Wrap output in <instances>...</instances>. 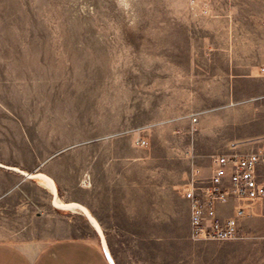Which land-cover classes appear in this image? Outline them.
Masks as SVG:
<instances>
[{
  "label": "rangeland",
  "instance_id": "obj_1",
  "mask_svg": "<svg viewBox=\"0 0 264 264\" xmlns=\"http://www.w3.org/2000/svg\"><path fill=\"white\" fill-rule=\"evenodd\" d=\"M262 8L260 0H0V160L10 165H0V242L34 249L95 237L80 212L54 205L45 178L19 169L52 176L62 200L80 201L82 187L120 162L113 172L137 191L139 216L153 212L155 233L111 238L114 252L147 238L137 248L155 249L158 262L263 264L260 239L244 229L249 237L238 240L187 238L183 193L194 166L208 173L207 153L263 126L264 94L233 95L236 74L264 75L233 67L264 54Z\"/></svg>",
  "mask_w": 264,
  "mask_h": 264
},
{
  "label": "crops",
  "instance_id": "obj_2",
  "mask_svg": "<svg viewBox=\"0 0 264 264\" xmlns=\"http://www.w3.org/2000/svg\"><path fill=\"white\" fill-rule=\"evenodd\" d=\"M260 3H264V0H260ZM260 21L261 27L259 30L261 36H264V8H262L261 11ZM261 50L264 52V43L261 45ZM245 63L247 62H243L239 59L236 60L234 58L233 67L263 69L264 54L262 57H259L258 62H253L251 59H248L247 66L244 65ZM236 75L237 76H235L233 80V95L236 96V100L243 101L250 96L264 94V75L258 74L257 76H254V74L250 72L245 74L238 73ZM253 79L257 81L256 88L253 87ZM247 81H250L249 88L244 86ZM255 137H264V122L263 126L260 127L256 122L250 127L247 126L244 133L236 132L233 136V139L236 140H234L233 143L237 144L236 148L243 151L264 148V139H257L251 143L247 141ZM246 138L247 140H244ZM232 144L223 147L222 152L233 151ZM218 153L219 152L213 151L207 153L206 156H209L211 161L210 155ZM118 163H108V168L112 170V173L104 174L102 177L103 179L96 176L92 186L82 187L80 201L62 200L59 197L57 183L51 176L55 189H51L52 192L54 191L53 202L55 200H61L65 203H79L81 207L76 206L74 209L71 207H64V209H68L71 212H80L90 224V228L92 227V233L95 234V237L66 236L55 239L54 241L47 243L45 246L34 249H26L19 245L2 241L0 242V264H179L171 260L158 262L156 260L155 249L150 250L149 247L148 249L147 247L137 248L142 242L143 244H146L147 238L139 239L137 247L135 248L134 245L129 251L121 250L114 252V250H112L111 238L131 237L135 239L136 237L148 236L155 233L153 221L155 217L153 212H149L148 215L145 211L139 216L136 203L137 191L134 190L131 194L130 189H128L129 184H123L126 180L128 182L125 174L118 173L117 171L113 172V169H118ZM0 164L8 167L10 166L1 160ZM97 165V162H91L90 169H95ZM126 165H128V162ZM19 170L21 174L25 176H28L27 174H31V177L37 175L32 171L27 172L22 169ZM98 178L104 180V182L100 183ZM120 182L123 183L120 184ZM141 194H143V196L146 195L142 190L140 192V195ZM184 199L189 208L186 237L194 242H208L203 239H192L190 204L186 198ZM261 209H263L262 214L243 218L241 220V228L252 236L249 240L260 239V244L262 245L260 256L263 259L264 264V207ZM166 217L170 218L169 211L166 214ZM149 218L152 220H150V226L149 222H146V224L144 223L145 220L148 221ZM162 218H164L163 213ZM140 219L143 221L141 224ZM162 226L163 229H165L166 226V231L171 233L170 222H167L166 225L163 223ZM102 238H104L105 241ZM97 239H100V241ZM114 245H118V243L115 241ZM117 249L121 248L118 246Z\"/></svg>",
  "mask_w": 264,
  "mask_h": 264
},
{
  "label": "built area",
  "instance_id": "obj_3",
  "mask_svg": "<svg viewBox=\"0 0 264 264\" xmlns=\"http://www.w3.org/2000/svg\"><path fill=\"white\" fill-rule=\"evenodd\" d=\"M264 99V95L261 97ZM146 144V139H140ZM211 154L208 173L194 166L184 187L192 239L238 240L249 236L241 220L263 213L264 148Z\"/></svg>",
  "mask_w": 264,
  "mask_h": 264
},
{
  "label": "bare ground",
  "instance_id": "obj_4",
  "mask_svg": "<svg viewBox=\"0 0 264 264\" xmlns=\"http://www.w3.org/2000/svg\"><path fill=\"white\" fill-rule=\"evenodd\" d=\"M38 176H40V177H43V178H45V182H46V185L48 186V188L51 190H55L54 189V183H53V180H52V178L50 177V176H47L46 174L44 175V174H42V173H38L37 174ZM53 193H54V191H53ZM54 204L56 205V206H58V207H71L72 209H74L76 206H79V207H81V205L79 204V203H65V202H62L61 200L60 201H54ZM84 208V207H83ZM94 220V219H93ZM96 222V221H95ZM96 224V223H95ZM100 227V226H99ZM100 229V228H99ZM98 229V230H99ZM104 236V235H103ZM103 240H104V238H103ZM105 241V240H104ZM105 243V242H104Z\"/></svg>",
  "mask_w": 264,
  "mask_h": 264
},
{
  "label": "water",
  "instance_id": "obj_5",
  "mask_svg": "<svg viewBox=\"0 0 264 264\" xmlns=\"http://www.w3.org/2000/svg\"><path fill=\"white\" fill-rule=\"evenodd\" d=\"M1 166H5V165H3V164H0ZM5 167H7V168H9L8 166H5ZM10 169H13V170H15L14 168H10ZM28 176H31V174H27ZM103 239V238H102Z\"/></svg>",
  "mask_w": 264,
  "mask_h": 264
}]
</instances>
